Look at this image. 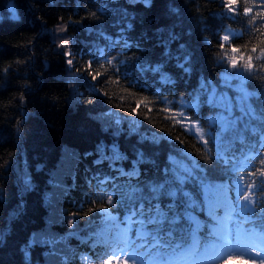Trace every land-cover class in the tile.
<instances>
[{
	"label": "trees",
	"instance_id": "16d2710c",
	"mask_svg": "<svg viewBox=\"0 0 264 264\" xmlns=\"http://www.w3.org/2000/svg\"><path fill=\"white\" fill-rule=\"evenodd\" d=\"M228 2L0 0V264H96L97 244L57 235L96 229L91 182L113 154L143 147L163 160L182 145L204 159L152 93L127 85L90 52L104 45L103 32L123 27L133 61L166 67L181 89L191 88L202 75H219L227 26L238 33L228 46L260 59L264 34L245 30L255 0H234L235 11ZM18 165L29 167L26 188Z\"/></svg>",
	"mask_w": 264,
	"mask_h": 264
},
{
	"label": "snow or ice",
	"instance_id": "6c2138e0",
	"mask_svg": "<svg viewBox=\"0 0 264 264\" xmlns=\"http://www.w3.org/2000/svg\"><path fill=\"white\" fill-rule=\"evenodd\" d=\"M233 4H234V0H229V2H228V4H227V7H228L230 10L235 11V8L233 7ZM9 9L13 11V14H15L14 5H12L11 3L9 4ZM249 11H250V9H248V8L245 9V12H249ZM228 39H229L228 36H224V37H223V40H224V41H227ZM64 44L67 45V44H68V41H65ZM231 51H232L233 53H236V52L239 51V49L233 47V48L231 49ZM66 55L70 56L71 53H66ZM247 59H248V61H249L248 65H251V63H250V62H251V57H248ZM68 62L71 63V60L69 59ZM237 64H238V60H237L235 57H233V59H232V61H231V65H232L233 67H235ZM228 258H229V257H225V259H228ZM231 258H235V259H236V258H238V257L231 256ZM239 258L242 259L243 257H239ZM103 264H127V258H124V259L122 260V259L119 258V257H112V256H110V257H108L106 260H104Z\"/></svg>",
	"mask_w": 264,
	"mask_h": 264
},
{
	"label": "rangeland",
	"instance_id": "374dc122",
	"mask_svg": "<svg viewBox=\"0 0 264 264\" xmlns=\"http://www.w3.org/2000/svg\"><path fill=\"white\" fill-rule=\"evenodd\" d=\"M72 104L74 105V102H72ZM63 161L66 162L67 165L70 164V161H69V157L68 156H63ZM28 168L29 167H22L21 165H18L16 167V171H17V174H18V178H20V180L25 184V185H28L31 183V175L28 171Z\"/></svg>",
	"mask_w": 264,
	"mask_h": 264
},
{
	"label": "bare ground",
	"instance_id": "6f19581e",
	"mask_svg": "<svg viewBox=\"0 0 264 264\" xmlns=\"http://www.w3.org/2000/svg\"><path fill=\"white\" fill-rule=\"evenodd\" d=\"M140 75L144 76V75H148V73L146 71H140Z\"/></svg>",
	"mask_w": 264,
	"mask_h": 264
}]
</instances>
